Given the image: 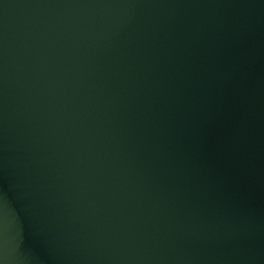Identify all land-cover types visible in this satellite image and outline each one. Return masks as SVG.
Masks as SVG:
<instances>
[{"label": "water", "instance_id": "water-1", "mask_svg": "<svg viewBox=\"0 0 264 264\" xmlns=\"http://www.w3.org/2000/svg\"><path fill=\"white\" fill-rule=\"evenodd\" d=\"M0 264H264V0H0Z\"/></svg>", "mask_w": 264, "mask_h": 264}]
</instances>
